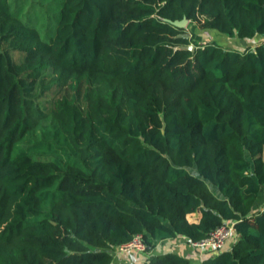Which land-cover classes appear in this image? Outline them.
<instances>
[{
    "label": "trees",
    "instance_id": "trees-1",
    "mask_svg": "<svg viewBox=\"0 0 264 264\" xmlns=\"http://www.w3.org/2000/svg\"><path fill=\"white\" fill-rule=\"evenodd\" d=\"M262 188L264 0H0V264H115L225 224L202 264H264Z\"/></svg>",
    "mask_w": 264,
    "mask_h": 264
},
{
    "label": "crops",
    "instance_id": "crops-1",
    "mask_svg": "<svg viewBox=\"0 0 264 264\" xmlns=\"http://www.w3.org/2000/svg\"><path fill=\"white\" fill-rule=\"evenodd\" d=\"M199 39V37H198ZM245 41V40H241ZM248 45L244 47L245 49ZM255 46H252L254 48ZM244 50V49H240ZM213 193L218 194L216 188L210 185ZM264 212V188H262L258 200L254 205L253 213ZM202 218L200 211L188 215V221L192 224H198ZM233 236L228 241V247L231 248L236 242ZM196 249V248H195ZM189 240L185 237H178L175 239L165 240L158 242L154 248L146 253L132 252L130 254H116L115 264L127 262L130 264H148L152 257L155 255H164L167 253H174L189 260L190 264H202L206 259H209L213 254L209 252L210 249H196L195 250ZM214 258V257H213Z\"/></svg>",
    "mask_w": 264,
    "mask_h": 264
},
{
    "label": "built area",
    "instance_id": "built-area-1",
    "mask_svg": "<svg viewBox=\"0 0 264 264\" xmlns=\"http://www.w3.org/2000/svg\"><path fill=\"white\" fill-rule=\"evenodd\" d=\"M234 232V224H225L215 229L206 239L199 242H193L191 245L198 249H214L221 251L225 248ZM129 250L141 253L148 252L147 246L141 235L136 236L131 242L122 245L117 249V254Z\"/></svg>",
    "mask_w": 264,
    "mask_h": 264
},
{
    "label": "rangeland",
    "instance_id": "rangeland-1",
    "mask_svg": "<svg viewBox=\"0 0 264 264\" xmlns=\"http://www.w3.org/2000/svg\"><path fill=\"white\" fill-rule=\"evenodd\" d=\"M186 27L190 33L196 32L197 34H199L198 35L199 39L197 38V40L200 44H205V43H208L211 41H215L219 45H221L222 47H225L228 49H239L240 50V49H245L244 47H246L247 45L249 47H252V46L257 45L259 42L262 41L261 37L260 38L258 37L257 39L256 38L252 39L250 41L249 40L241 41L240 39H237V38L228 37L227 35L219 33L216 30L200 31L196 27L189 25V24ZM12 56L15 59V61L18 63L22 62L24 57H25V55L23 53L18 52V51L12 52ZM196 249H198V248H196ZM198 250H200V249H198ZM132 252H137V251L129 250V251L121 252L120 254H130Z\"/></svg>",
    "mask_w": 264,
    "mask_h": 264
},
{
    "label": "water",
    "instance_id": "water-1",
    "mask_svg": "<svg viewBox=\"0 0 264 264\" xmlns=\"http://www.w3.org/2000/svg\"><path fill=\"white\" fill-rule=\"evenodd\" d=\"M188 24H189V22L187 20H183L181 22H175V25L180 27V28H185ZM184 36L189 37L188 35H184ZM186 49L190 50V51H195L196 47L191 45V46L186 47Z\"/></svg>",
    "mask_w": 264,
    "mask_h": 264
}]
</instances>
